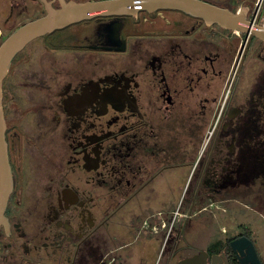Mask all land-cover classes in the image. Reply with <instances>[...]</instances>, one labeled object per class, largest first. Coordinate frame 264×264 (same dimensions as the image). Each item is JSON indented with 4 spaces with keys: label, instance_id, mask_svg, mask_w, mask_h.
Masks as SVG:
<instances>
[{
    "label": "flooded vegetation",
    "instance_id": "af4514ba",
    "mask_svg": "<svg viewBox=\"0 0 264 264\" xmlns=\"http://www.w3.org/2000/svg\"><path fill=\"white\" fill-rule=\"evenodd\" d=\"M204 1L240 14L244 30L142 10L17 53L3 81L13 189L0 264H142L140 247L156 242L161 264L201 251L231 264L232 234L264 262V0ZM44 12L43 0H0V45ZM210 214L230 216L232 231Z\"/></svg>",
    "mask_w": 264,
    "mask_h": 264
},
{
    "label": "water",
    "instance_id": "95a60500",
    "mask_svg": "<svg viewBox=\"0 0 264 264\" xmlns=\"http://www.w3.org/2000/svg\"><path fill=\"white\" fill-rule=\"evenodd\" d=\"M43 3L45 12L42 16L19 25L0 45V227L6 221L5 211L13 189V172L8 153L7 124L3 108V81L17 53L32 40L69 24L98 15H137L142 10L154 12L160 9L181 10L201 17L208 23H218L226 28L244 30L241 26L240 14H235L204 0H92L84 2L61 0L59 7H53L48 0H43ZM255 33L264 39V30H258ZM230 245L238 253L240 264H262L255 245L249 237L236 238L230 242ZM208 256L207 251H201L180 259L177 264H206ZM223 256L225 257V254ZM223 259L221 255L215 254L212 256V264H221ZM224 264H229L226 257Z\"/></svg>",
    "mask_w": 264,
    "mask_h": 264
},
{
    "label": "rangeland",
    "instance_id": "374dc122",
    "mask_svg": "<svg viewBox=\"0 0 264 264\" xmlns=\"http://www.w3.org/2000/svg\"><path fill=\"white\" fill-rule=\"evenodd\" d=\"M188 177H179L177 182V188L175 189V196L179 199V197L182 194L183 188L185 187L186 181ZM214 215L210 214V218L212 219V227L215 231L220 233L221 235H224L222 233L223 229L228 228L231 232L234 226V222L232 221L230 216L224 215L223 217L218 216L216 218H213ZM243 219V218H242ZM262 231V240L261 242L257 243V247L259 249V252L261 253L263 259H264V228L258 227ZM212 232V230H211ZM225 236V235H224ZM207 236L201 237L199 240V247H204L205 244H203V241L206 243ZM203 244V245H202ZM141 251L139 254V259L141 258L142 264H161L162 262V256H161V244L160 242L152 243L149 245H146L144 248L141 246ZM194 248L188 247L187 250L183 251V254L180 255H190ZM180 257V256H179Z\"/></svg>",
    "mask_w": 264,
    "mask_h": 264
},
{
    "label": "trees",
    "instance_id": "16d2710c",
    "mask_svg": "<svg viewBox=\"0 0 264 264\" xmlns=\"http://www.w3.org/2000/svg\"><path fill=\"white\" fill-rule=\"evenodd\" d=\"M242 230H243V231L241 232L242 234H243V233L247 234V232H249V231L247 230V228H246V229H242ZM233 238H235L234 234L230 235L229 238L227 239L226 243L224 244V246H223L222 248H224V249H230V250L232 251V247H231V245H230V241H231V239H233ZM230 263H231V264H240V263L238 262L237 259L230 260ZM262 264H264V262H263Z\"/></svg>",
    "mask_w": 264,
    "mask_h": 264
}]
</instances>
